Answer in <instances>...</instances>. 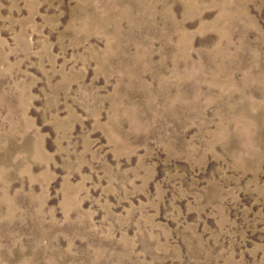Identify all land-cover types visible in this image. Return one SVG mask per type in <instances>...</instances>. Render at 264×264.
<instances>
[{"label": "rangeland", "instance_id": "374dc122", "mask_svg": "<svg viewBox=\"0 0 264 264\" xmlns=\"http://www.w3.org/2000/svg\"><path fill=\"white\" fill-rule=\"evenodd\" d=\"M0 264H264V0H0Z\"/></svg>", "mask_w": 264, "mask_h": 264}]
</instances>
